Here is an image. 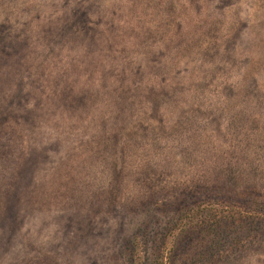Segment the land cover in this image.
Here are the masks:
<instances>
[{"label": "rangeland", "instance_id": "rangeland-1", "mask_svg": "<svg viewBox=\"0 0 264 264\" xmlns=\"http://www.w3.org/2000/svg\"><path fill=\"white\" fill-rule=\"evenodd\" d=\"M0 264H264V0H0Z\"/></svg>", "mask_w": 264, "mask_h": 264}, {"label": "trees", "instance_id": "trees-1", "mask_svg": "<svg viewBox=\"0 0 264 264\" xmlns=\"http://www.w3.org/2000/svg\"><path fill=\"white\" fill-rule=\"evenodd\" d=\"M189 213V210L188 211H186V214H188ZM155 260L157 261L158 259H157V257L155 258Z\"/></svg>", "mask_w": 264, "mask_h": 264}]
</instances>
